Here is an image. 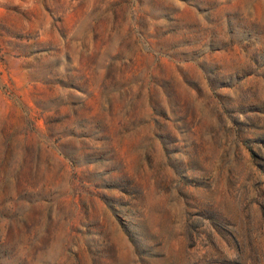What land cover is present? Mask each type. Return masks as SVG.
I'll list each match as a JSON object with an SVG mask.
<instances>
[{"label": "rangeland", "instance_id": "1", "mask_svg": "<svg viewBox=\"0 0 264 264\" xmlns=\"http://www.w3.org/2000/svg\"><path fill=\"white\" fill-rule=\"evenodd\" d=\"M0 264H264V0H0Z\"/></svg>", "mask_w": 264, "mask_h": 264}]
</instances>
